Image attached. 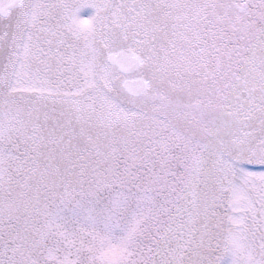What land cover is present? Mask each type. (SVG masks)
Instances as JSON below:
<instances>
[{
	"label": "snow or ice",
	"instance_id": "obj_1",
	"mask_svg": "<svg viewBox=\"0 0 264 264\" xmlns=\"http://www.w3.org/2000/svg\"><path fill=\"white\" fill-rule=\"evenodd\" d=\"M0 264H264V0H0Z\"/></svg>",
	"mask_w": 264,
	"mask_h": 264
},
{
	"label": "rangeland",
	"instance_id": "obj_2",
	"mask_svg": "<svg viewBox=\"0 0 264 264\" xmlns=\"http://www.w3.org/2000/svg\"><path fill=\"white\" fill-rule=\"evenodd\" d=\"M94 12H95V10L93 8H91L90 6H87L83 9H81L79 14L82 18H88V17L92 16L94 14Z\"/></svg>",
	"mask_w": 264,
	"mask_h": 264
}]
</instances>
